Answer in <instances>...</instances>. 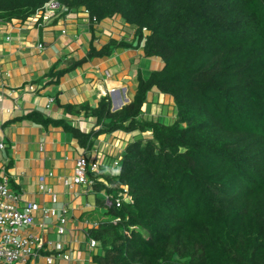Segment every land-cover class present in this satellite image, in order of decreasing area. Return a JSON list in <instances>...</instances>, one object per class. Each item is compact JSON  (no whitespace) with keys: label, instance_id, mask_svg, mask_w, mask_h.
Returning <instances> with one entry per match:
<instances>
[{"label":"trees","instance_id":"trees-1","mask_svg":"<svg viewBox=\"0 0 264 264\" xmlns=\"http://www.w3.org/2000/svg\"><path fill=\"white\" fill-rule=\"evenodd\" d=\"M47 1L0 0V21L26 22ZM57 1L94 23L118 17L135 40L92 45L84 58L52 67L50 82L116 48L162 62L137 73L132 99L117 110L107 96L95 107L66 105L89 109L87 132L26 115L62 126L83 148L100 133H132L117 169L90 173L94 204L108 214L87 230L100 249L94 263L264 264V0ZM152 88L172 97L173 121L141 119ZM122 187L129 199L106 207L103 196Z\"/></svg>","mask_w":264,"mask_h":264},{"label":"crops","instance_id":"crops-1","mask_svg":"<svg viewBox=\"0 0 264 264\" xmlns=\"http://www.w3.org/2000/svg\"><path fill=\"white\" fill-rule=\"evenodd\" d=\"M134 32L118 17L94 23L84 10L58 11L47 21L39 19V23L34 18L26 22L0 21V142L4 144L0 149V172L8 175L9 190L18 196L20 208L33 201L66 210L63 233L57 232L56 218L46 219L42 228L37 222L30 227L42 238L43 248L42 256L27 264H48L45 254L53 256L50 264H95L92 257L100 249L90 245L87 230L105 218L95 213L94 195L89 201V194L94 193L91 187L67 186L63 179L72 177L74 161L81 154L99 159L98 169H117L123 146L132 139V133H100L90 147L83 148L62 126L43 124L26 115L38 112L42 118L63 119L87 132L95 124V118L87 114L89 109L67 111L66 105L95 107L107 96L114 111L129 102L137 73L145 74L162 65L158 58L143 57L139 48H116L109 56L93 57L66 72L58 83L50 82L46 73L52 67L62 69L84 58L92 45L99 49L110 37L133 42ZM155 97L150 112L143 107L141 119H160L164 103L167 116L174 111L171 96L152 88L147 101ZM160 97L162 102L158 104ZM113 150H118L116 157ZM116 160L117 166L113 164ZM86 211L97 217L87 216ZM39 216L36 212L35 221ZM57 244L69 257L57 254Z\"/></svg>","mask_w":264,"mask_h":264},{"label":"built area","instance_id":"built-area-1","mask_svg":"<svg viewBox=\"0 0 264 264\" xmlns=\"http://www.w3.org/2000/svg\"><path fill=\"white\" fill-rule=\"evenodd\" d=\"M66 7L61 6L57 0H48L43 6L37 9L31 18L42 21H47L56 12H65ZM41 46V44H39ZM0 94V99H1ZM4 144L0 142V149ZM118 165V160L113 162ZM100 162L97 158H87L83 154L76 157L73 167V175L71 178H64L63 183L67 186L72 184H83L88 188L94 184L90 173L95 172L99 168ZM8 175L0 172V264H27L30 259H35L42 256L43 241L36 233L30 230V227L37 222V225L42 228L45 225V220L48 218H56L58 221L57 232L63 233L65 230L64 223L66 221V210L60 208L59 211L47 207L40 206L36 202H27L21 208L19 207L18 196L11 192L8 187ZM43 189L44 187L41 186ZM129 199L126 187L117 196L104 195L103 202L106 207L112 205L119 207L123 200ZM39 213V221H35V213ZM117 220V219H115ZM114 220V221H115ZM91 246L96 245L93 238L89 239ZM57 254L67 258L69 255L62 252L61 247L57 244L55 247ZM46 263L53 262V256L45 254Z\"/></svg>","mask_w":264,"mask_h":264},{"label":"rangeland","instance_id":"rangeland-1","mask_svg":"<svg viewBox=\"0 0 264 264\" xmlns=\"http://www.w3.org/2000/svg\"><path fill=\"white\" fill-rule=\"evenodd\" d=\"M147 33V32H146ZM152 101H154V102H156L157 101V97H155V98H153V99H149L148 101H147V99H146V101H145V108H146V112L148 113V112H150V110H151V108H152ZM162 102V99H161V97H160V102L158 103V104H160ZM171 107V106H170ZM160 111L162 112V115H161V117H160V119H167L169 122H171V121H173V119H174V115H175V112L173 111L172 112V114H171V112L169 113L170 115H168L167 116V111H168V107L166 106V103H164L163 104V106H160ZM109 152H111V150L109 151ZM116 153H118V150H113V152H112V155H114V157H116ZM89 197H90V199H89V201H91L92 200V197H93V194H89ZM104 211V208H102V207H97V208H95V213L96 214H98L99 216H101L102 218H106V217H108V214H106L105 212H103ZM87 216H90V217H92L93 215H95L93 212H88V211H86V213H85ZM95 217H97L96 215H95Z\"/></svg>","mask_w":264,"mask_h":264},{"label":"clouds","instance_id":"clouds-1","mask_svg":"<svg viewBox=\"0 0 264 264\" xmlns=\"http://www.w3.org/2000/svg\"><path fill=\"white\" fill-rule=\"evenodd\" d=\"M66 11H67V10H66ZM125 104H126V103H125ZM125 104H123V105H125ZM123 105H122V106H123ZM122 106H121V107H122ZM121 107H120V108H121ZM85 157H86V156H85Z\"/></svg>","mask_w":264,"mask_h":264}]
</instances>
